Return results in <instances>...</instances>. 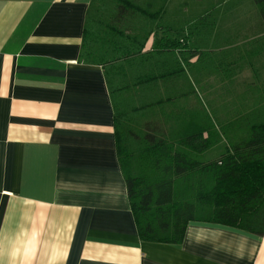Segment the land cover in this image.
Wrapping results in <instances>:
<instances>
[{
	"label": "crops",
	"instance_id": "0c3cea01",
	"mask_svg": "<svg viewBox=\"0 0 264 264\" xmlns=\"http://www.w3.org/2000/svg\"><path fill=\"white\" fill-rule=\"evenodd\" d=\"M92 1L0 0V264H264V236L216 224L142 241L114 131L128 102L169 142L201 140L203 164L245 142L264 122L258 11L153 0L113 27L99 9L85 63Z\"/></svg>",
	"mask_w": 264,
	"mask_h": 264
},
{
	"label": "trees",
	"instance_id": "16d2710c",
	"mask_svg": "<svg viewBox=\"0 0 264 264\" xmlns=\"http://www.w3.org/2000/svg\"><path fill=\"white\" fill-rule=\"evenodd\" d=\"M152 2L93 0L87 12L81 61L97 60L94 31L99 9H115L110 16L115 27L125 21L130 9L153 6ZM251 2L264 24V0ZM120 106L114 101L116 151L142 241L179 245L190 222L264 236V122L253 125L247 140L232 146L221 159L203 164L190 156L191 150L205 148L203 143L198 146L201 140L197 137L171 143L158 120L145 118L142 106L128 102Z\"/></svg>",
	"mask_w": 264,
	"mask_h": 264
},
{
	"label": "rangeland",
	"instance_id": "374dc122",
	"mask_svg": "<svg viewBox=\"0 0 264 264\" xmlns=\"http://www.w3.org/2000/svg\"><path fill=\"white\" fill-rule=\"evenodd\" d=\"M195 1V2H194ZM192 6L199 8L210 7H233V6H249L253 7L251 0H234L232 2L223 3V0H194Z\"/></svg>",
	"mask_w": 264,
	"mask_h": 264
}]
</instances>
